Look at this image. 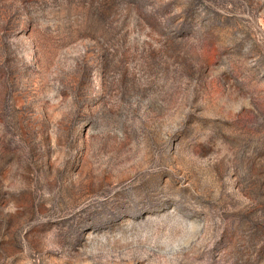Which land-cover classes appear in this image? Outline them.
I'll list each match as a JSON object with an SVG mask.
<instances>
[{
  "label": "rangeland",
  "instance_id": "374dc122",
  "mask_svg": "<svg viewBox=\"0 0 264 264\" xmlns=\"http://www.w3.org/2000/svg\"><path fill=\"white\" fill-rule=\"evenodd\" d=\"M0 264H264V0H0Z\"/></svg>",
  "mask_w": 264,
  "mask_h": 264
}]
</instances>
